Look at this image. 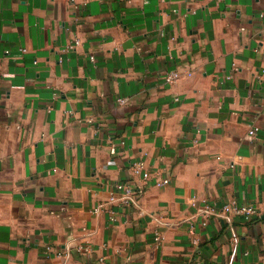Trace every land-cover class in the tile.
Returning a JSON list of instances; mask_svg holds the SVG:
<instances>
[{"label":"crops","instance_id":"crops-1","mask_svg":"<svg viewBox=\"0 0 264 264\" xmlns=\"http://www.w3.org/2000/svg\"><path fill=\"white\" fill-rule=\"evenodd\" d=\"M0 264H264V0H0Z\"/></svg>","mask_w":264,"mask_h":264},{"label":"built area","instance_id":"built-area-1","mask_svg":"<svg viewBox=\"0 0 264 264\" xmlns=\"http://www.w3.org/2000/svg\"><path fill=\"white\" fill-rule=\"evenodd\" d=\"M80 43L79 40L75 41L74 45H70V48L75 47ZM26 51V49H23ZM187 75H191L189 72ZM181 77V73L178 71L170 72L167 73L165 76V79L169 83H174L176 80H178ZM121 102H125L126 99H120ZM257 130V127L252 129L250 131V136H254L255 131ZM145 165L143 161H139L134 164L133 166V171L137 174L142 173L144 175L145 179H149L150 175L148 172H145ZM170 183V179L165 178L162 180H159L157 182V185L159 186H164ZM116 189L117 190H122L121 195L117 196L116 195ZM137 196L138 193L136 190H134L131 185L129 184H124V183H118L115 185V190L111 192V195L109 196L108 203L109 204H119V205H124L128 206L131 204L136 203L137 201ZM105 205L101 206L99 210H103ZM202 213L205 215L206 218L208 217H224V218H230V217H242L245 221H252L256 216H258L259 212L258 209L253 206V205H245V204H238L236 202H230L224 204L222 207H216L213 206L209 203H205L201 209ZM207 222L204 221L203 225H206ZM191 231L193 232L194 229L192 228ZM156 240L161 241L162 237L159 231L156 232ZM48 250H51L49 248ZM72 251H78V252H83V253H91L92 248L88 243H78L74 247L68 246L62 250H57L56 255L58 257H70L72 254ZM104 258L100 259V262L103 263Z\"/></svg>","mask_w":264,"mask_h":264}]
</instances>
